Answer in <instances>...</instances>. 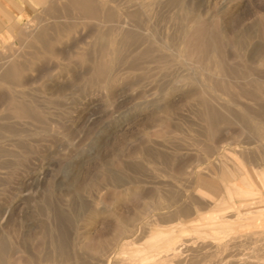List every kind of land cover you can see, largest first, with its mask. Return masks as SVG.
Returning <instances> with one entry per match:
<instances>
[{"label": "rangeland", "instance_id": "374dc122", "mask_svg": "<svg viewBox=\"0 0 264 264\" xmlns=\"http://www.w3.org/2000/svg\"><path fill=\"white\" fill-rule=\"evenodd\" d=\"M263 208L264 0H0V264H252Z\"/></svg>", "mask_w": 264, "mask_h": 264}, {"label": "bare ground", "instance_id": "6f19581e", "mask_svg": "<svg viewBox=\"0 0 264 264\" xmlns=\"http://www.w3.org/2000/svg\"><path fill=\"white\" fill-rule=\"evenodd\" d=\"M226 15H227V11L226 10H223V13H222V18H225L226 17ZM236 191H237V193L240 195V196H253V195H255V193L254 192H256V190L253 188V186H251V185H247V186H245L244 184H240L238 187H237V189H236ZM204 203V202H203ZM217 207V206H216ZM207 211V210H206ZM212 211H214V210H212ZM254 215H255V217L254 218H252L254 221H253V223H245L244 225H243V227L245 228V229H248V230H250V229H252V231H263L264 232V208L263 209H259V210H256V211H253L252 212ZM241 216V215H240ZM248 217H252V216H248ZM248 217H246V219H248ZM219 219V217L217 216V217H214V216H210L207 220H210L211 221V223H214L215 224V222H216V220H218ZM183 227V226H182ZM184 227H185V225H184ZM225 227H228L227 225H225ZM225 227L223 228V229H225ZM252 227V228H251ZM204 228V227H203ZM219 228H222V227H220V226H217V227H214V229L215 230H218ZM229 228V230H230V227H228ZM193 229V228H192ZM200 229V228H199ZM206 229V228H205ZM222 229V230H223ZM196 231H198V230H196ZM170 232H172V231H170ZM220 232H221V230H220ZM223 232V231H222ZM158 234H160V233H157L155 236L154 235H152L153 237H152V239H160V241H159V245L158 246H156L157 247V249H159V250H161L162 251V256L161 257H159V259L160 258H167V257H169V256H172V257H178V256H180L181 254H183L182 253V251H183V248L185 249L184 251H190L191 250V247H190V244L189 243H187V242H190V241H186L185 243H179V244H177L176 243V239H178V238H176L174 235H173V233L172 234H163V236L162 235H158ZM200 236V235H199ZM208 236V235H207ZM236 236V235H235ZM239 236V235H238ZM238 236H237V238H238ZM244 236V235H243ZM179 237H181V236H179ZM194 237V236H193ZM248 237V236H247ZM192 237H190V239H191ZM199 237H197V239H198ZM234 238V237H233ZM186 239V238H185ZM193 239V238H192ZM230 239V238H229ZM229 239H228V241H229ZM232 239V238H231ZM247 240H248V238H246ZM249 239H251V238H249ZM253 239V238H252ZM251 239V242L253 241ZM176 240V241H175ZM195 241H197L196 239H194ZM200 240H202V237H201V239ZM233 240V239H232ZM247 240H245V242L247 241ZM181 241V240H180ZM183 241V240H182ZM193 241V240H192ZM205 241V240H204ZM235 241V240H234ZM233 241V243H236V242H234ZM263 241V240H262ZM262 241H259V242H262ZM158 242V241H157ZM200 242V241H199ZM240 242V241H239ZM250 241H248V243H249ZM258 242V241H257ZM258 242V243H259ZM197 243H198V241H197ZM201 243V242H200ZM202 243H203V241H202ZM207 243V242H206ZM211 243V242H210ZM215 243V242H214ZM227 243V242H226ZM231 244H232V242H230ZM230 243H228V244H230ZM247 243V242H246ZM263 243V242H262ZM262 243H260V244H262ZM237 244H239V243H237ZM237 244H236V246H237ZM156 245V244H155ZM194 245V244H193ZM203 245V244H202ZM201 245V246H202ZM210 245H212V243L210 244ZM217 245V244H216ZM226 245V244H225ZM234 245V244H233ZM206 246V245H205ZM214 246H215V244H214ZM227 246V245H226ZM235 246V245H234ZM246 246V245H245ZM257 246H258V244H257ZM256 246V247H257ZM195 247H197V246H195ZM207 247H209L208 245H207ZM212 247V246H211ZM221 247H222V245H221ZM230 247V246H229ZM260 247H262V245H260ZM152 248V247H151ZM239 248V247H238ZM246 248V247H245ZM258 248V247H257ZM263 248V247H262ZM192 249H194L195 250V248L193 247ZM205 249V248H204ZM209 249V248H208ZM212 249H213V247H212ZM231 249L233 250V248L231 247ZM240 249V248H239ZM238 249V250H239ZM260 249V248H259ZM194 250H193V253H194ZM197 250H198V248H197ZM199 250H200V248H199ZM202 250V249H201ZM200 250V251H201ZM209 250H211V249H209ZM214 250H215V248H214ZM213 250V251H214ZM219 250V249H218ZM223 250V249H222ZM192 251V250H191ZM199 251V252H200ZM206 251V250H205ZM225 251V250H224ZM257 251V250H256ZM262 251V250H261ZM263 251H264V249H263ZM262 251V252H263ZM160 252V251H159ZM159 252H157V253H159ZM197 252V251H196ZM199 252H197V253H199ZM227 252V251H226ZM230 252H231V250H230ZM236 252V251H235ZM156 253V254H157ZM161 253V252H160ZM211 253V252H210ZM239 253V251L237 252V254ZM248 253V252H247ZM246 253V254H247ZM251 253V252H250ZM258 253V252H257ZM261 253V252H260ZM155 253H152V254H149L148 256H144L145 258H148V257H151V256H153V255H156ZM186 254V253H185ZM190 254V253H189ZM222 254V253H221ZM241 254V253H240ZM263 254V253H262ZM262 254H260L259 255V253H258V255L257 254H255V252H254V254L252 253V255H254L255 257H257L258 258V256H261ZM213 255V254H212ZM217 255V254H216ZM229 255V254H228ZM257 255V256H256ZM68 256V255H67ZM193 256V255H192ZM230 256V255H229ZM247 256H250L249 254L247 255ZM264 256V255H263ZM263 256H262V259L261 260H259V261H256V260H254V258H252L253 259V261H252V259L251 258H249L250 260H251V263L253 264V262H255V263H258V264H264V258H263ZM19 257V256H18ZM181 257V256H180ZM213 257V256H212ZM224 257H225V255H224ZM230 257H232V256H230ZM235 257V256H234ZM241 257V256H240ZM72 258V257H71ZM170 258V257H169ZM228 258V257H227ZM248 258H246L245 260H247ZM175 259V258H174ZM179 259V258H178ZM202 259V258H201ZM222 259V258H221ZM237 259V258H236ZM244 259V258H243ZM256 259V258H255ZM259 259V258H258ZM257 259V260H258ZM142 260H144V258L142 259ZM156 260V259H155ZM186 260V259H185ZM231 260V259H230ZM169 261V260H168ZM175 261V260H174ZM173 261V262H174ZM227 261H229V260H227ZM235 261V260H234ZM248 261V260H247ZM246 261V262H247ZM60 262V261H59ZM137 262V261H136ZM165 262V261H164ZM171 262V261H170ZM232 262V261H231ZM249 262V261H248ZM172 263V262H171ZM201 263V262H200ZM217 263H219V262H217ZM221 263V262H220ZM227 263H229V262H227ZM178 264V263H177ZM199 264V263H198ZM224 264V263H223ZM240 264V263H239ZM245 264V263H244Z\"/></svg>", "mask_w": 264, "mask_h": 264}]
</instances>
